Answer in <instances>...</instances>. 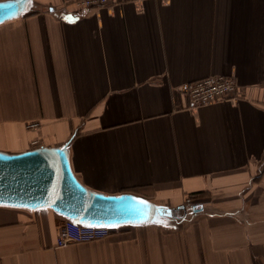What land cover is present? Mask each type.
Masks as SVG:
<instances>
[{
  "label": "crops",
  "instance_id": "obj_1",
  "mask_svg": "<svg viewBox=\"0 0 264 264\" xmlns=\"http://www.w3.org/2000/svg\"><path fill=\"white\" fill-rule=\"evenodd\" d=\"M208 77L239 98L188 107ZM63 146L87 191L183 217L56 247L57 211L0 205V264H264V0L25 1L0 23V152Z\"/></svg>",
  "mask_w": 264,
  "mask_h": 264
},
{
  "label": "water",
  "instance_id": "obj_2",
  "mask_svg": "<svg viewBox=\"0 0 264 264\" xmlns=\"http://www.w3.org/2000/svg\"><path fill=\"white\" fill-rule=\"evenodd\" d=\"M25 1L0 2V23L22 12ZM0 205L49 207L67 221L109 231L146 223L171 227L184 214L132 195L104 196L87 191L69 170L65 146L17 155L0 152Z\"/></svg>",
  "mask_w": 264,
  "mask_h": 264
},
{
  "label": "built area",
  "instance_id": "obj_3",
  "mask_svg": "<svg viewBox=\"0 0 264 264\" xmlns=\"http://www.w3.org/2000/svg\"><path fill=\"white\" fill-rule=\"evenodd\" d=\"M134 0H76L78 11L113 7ZM184 95L190 108H200L213 103L239 98L236 82L226 77H208L188 85ZM31 124L29 127H35ZM106 228L83 227L71 221H64L58 230L55 246L65 247L71 244H84L102 240L109 236Z\"/></svg>",
  "mask_w": 264,
  "mask_h": 264
},
{
  "label": "rangeland",
  "instance_id": "obj_4",
  "mask_svg": "<svg viewBox=\"0 0 264 264\" xmlns=\"http://www.w3.org/2000/svg\"><path fill=\"white\" fill-rule=\"evenodd\" d=\"M182 229L183 228H181L180 232H182ZM121 231H124V230H121ZM114 233H116V232H112L111 235L114 234ZM168 235H170V234L168 233ZM162 238L166 239L168 241V244H166V242H165V244L163 245L160 242V245H159V252L160 253H168V252H174L175 253V252H178V247H179L178 243H179V240L182 238L181 234H178V235H175V236H172V235L166 236L164 234L162 236ZM172 240H173V242H172ZM148 251H150V249L146 250V252H148Z\"/></svg>",
  "mask_w": 264,
  "mask_h": 264
},
{
  "label": "snow or ice",
  "instance_id": "obj_5",
  "mask_svg": "<svg viewBox=\"0 0 264 264\" xmlns=\"http://www.w3.org/2000/svg\"><path fill=\"white\" fill-rule=\"evenodd\" d=\"M137 203L144 204L145 202H143V201H137Z\"/></svg>",
  "mask_w": 264,
  "mask_h": 264
}]
</instances>
